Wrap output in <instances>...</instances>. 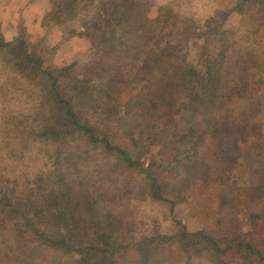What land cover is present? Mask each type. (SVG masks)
Listing matches in <instances>:
<instances>
[{"label":"trees","instance_id":"trees-1","mask_svg":"<svg viewBox=\"0 0 264 264\" xmlns=\"http://www.w3.org/2000/svg\"><path fill=\"white\" fill-rule=\"evenodd\" d=\"M49 1L60 8L55 6L58 11L53 13L58 23L75 18L82 2L94 3ZM115 1L122 7L112 9L113 16L126 12L121 19L116 17L117 27L126 23L123 32L137 34L144 22L143 9L134 0ZM245 1L264 17V0ZM242 7L222 10L204 22L187 18L178 22L170 12L160 13L161 41L153 45H124L115 27L95 41L88 29L85 35L100 44H96V64L102 80L70 94L60 86L58 74L43 67L37 45L24 36L7 41L0 33V54L41 90L35 116L20 130L30 142L53 144L57 158L55 167L37 173L36 182L25 183L21 191L11 190L15 182L9 179L0 182V264H14L23 244L29 242L75 252L80 257L74 264H147L150 248L164 238L169 250H179L187 262L207 254L228 264H264V205L254 204L255 199L264 198L263 164L258 165L263 166V182L256 188L235 186L218 198L224 187H230L228 177L236 166L250 159L264 163V74L248 79L262 64L261 58L258 49H241L226 25L232 15L243 12ZM177 23L181 29L174 32L171 27ZM191 99H197L206 113L204 132L180 124ZM234 101L247 107L238 110L236 120ZM151 120L173 132L172 142L181 136L190 146L181 155L166 150L156 167L140 168L139 160L127 155L123 141L127 130ZM244 132L247 135L241 138ZM92 150L107 165L110 184L105 194L115 191L117 201L133 194L148 195L173 206L186 202L202 213L213 202L219 207L228 202L234 212H221L219 222L228 219L234 227L223 230L219 238L200 229L126 239L116 206L100 207L97 196L86 195L79 187L86 180L81 173L90 169H83L79 162L86 161ZM88 250H96L99 257L87 261L83 253Z\"/></svg>","mask_w":264,"mask_h":264},{"label":"rangeland","instance_id":"rangeland-1","mask_svg":"<svg viewBox=\"0 0 264 264\" xmlns=\"http://www.w3.org/2000/svg\"><path fill=\"white\" fill-rule=\"evenodd\" d=\"M16 1L18 4L14 5ZM28 2L30 0H11L8 4H0L3 9L0 13V31L7 34L4 35L7 41L24 36L26 41L37 45L40 48V51L39 48L37 50L39 54L37 58L41 59L43 67L58 74L60 86L69 94L75 93L87 84L96 85L102 80V73L96 64L99 54L97 45L100 44L94 43L91 36L89 38L85 35L88 29L94 35L95 41L100 33L109 34L115 27L117 37L124 45H153L161 41L159 39V16L163 12H170L169 14L179 18L178 22L183 18L194 22H204L222 10L233 9L244 4L241 8L243 12L232 15L226 25L241 45V49L247 46L258 49L262 64L254 69L256 73L252 72L248 79L253 81L264 74L261 72V67L264 68V17L259 8L249 7L250 4L245 0H134V5L143 9L144 12L143 26L135 35L134 33L128 35L125 31L124 34L123 28L126 27V23L123 27L116 25V17L126 14L124 11L122 15L118 12V16L114 17L111 13L112 9L116 12V8L122 7L120 1L94 0V3L89 5H84L85 2H82L79 5L77 16L61 23L56 22L59 18L57 15L53 17V13L60 8L55 5L57 9L51 1L38 0L26 8L25 5H28ZM16 8L18 14L15 12ZM22 8L26 10L20 20L16 17ZM13 12L16 16L12 14ZM23 16L24 21H22ZM177 24L171 27L172 31L175 32L177 28L181 29V23ZM173 38L177 39L176 36ZM30 49L33 50V47ZM15 70L8 63V59L0 54V182L9 179L8 181L15 182L11 190L21 191V186H25V183L27 185L32 181L36 182L37 173L46 172L55 167L57 158H55L53 144L41 141L30 142L20 130L35 116L38 107L36 97L40 95L41 90L37 85H31ZM199 105L200 102L197 99H191L181 114L180 124L186 129L201 133L206 131L207 123L206 113ZM233 105L236 107L233 120H236L238 110L245 108L246 111L247 107L242 103L239 105L236 101ZM16 121L18 125L15 124ZM172 134L171 130L163 129L158 120H151L143 126H134L131 130H127L123 143L126 144L129 158L139 160L142 164L140 168L142 166L156 167L166 150L181 155L190 146L187 141L182 142L181 136L180 141L172 142ZM251 134L249 133V136ZM245 135L247 133L240 137L243 138ZM88 153L89 158L79 162L80 165H85L83 169L90 167L88 171L81 173L86 180L79 187H82L86 195H92L93 198L97 196L100 207L116 206L118 216L124 221L126 239L134 240L145 235L156 234L173 235L183 230L200 229L219 238L223 230L234 227L233 222L228 219L226 223L219 222L221 212L226 215L234 212L228 202L220 207L218 203L213 202V206L202 213L186 202L173 206L171 202L156 200L148 195L133 194L117 201L118 194H115V191H107L105 194L110 179L105 170L107 165L100 161L102 155L93 150ZM250 161L232 170L228 177L230 187H224L222 194L218 196L220 200L223 194H227L226 191L230 192L232 187L251 189L263 182L264 163L254 159ZM98 162L101 164L99 165ZM262 164V167H258ZM0 190H2L1 187ZM254 204L263 206L264 198L255 199ZM240 221L244 222L243 219ZM29 244L34 245L30 242L23 244L14 264H74L80 257L75 252L68 254L37 244L34 246ZM169 249L167 239L156 240L150 248V258L147 264H228L224 261H217L216 258L209 257L207 254L194 256L187 262V256L179 254V250L171 248L174 251L171 252ZM83 255L89 262L99 257L96 250H88Z\"/></svg>","mask_w":264,"mask_h":264},{"label":"crops","instance_id":"crops-1","mask_svg":"<svg viewBox=\"0 0 264 264\" xmlns=\"http://www.w3.org/2000/svg\"><path fill=\"white\" fill-rule=\"evenodd\" d=\"M11 2V0H0V4H8V2ZM36 1H38V0H30V2H28V5H25L26 6V8L29 6V5H33ZM18 3H17V1L14 3V5H17ZM22 5H24V4H22ZM26 8H22V9H20V13H19V15H17V19H20L21 20V15H24V10H26ZM3 9H2V7L0 6V13H1V11H2ZM15 12H16V14H18V9L16 8L15 9ZM12 14H14L15 16H16V14L13 12ZM12 19V18H11ZM25 20V17L23 16V18H22V21H24ZM0 33H2L3 35H7L6 33H4L3 31H0Z\"/></svg>","mask_w":264,"mask_h":264}]
</instances>
